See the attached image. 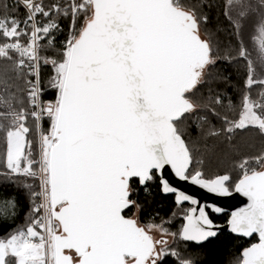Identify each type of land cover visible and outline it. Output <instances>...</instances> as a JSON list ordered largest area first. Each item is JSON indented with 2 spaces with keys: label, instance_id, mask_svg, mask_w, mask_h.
I'll return each instance as SVG.
<instances>
[{
  "label": "snow or ice",
  "instance_id": "obj_1",
  "mask_svg": "<svg viewBox=\"0 0 264 264\" xmlns=\"http://www.w3.org/2000/svg\"><path fill=\"white\" fill-rule=\"evenodd\" d=\"M0 190V264H264V0H0Z\"/></svg>",
  "mask_w": 264,
  "mask_h": 264
},
{
  "label": "water",
  "instance_id": "obj_2",
  "mask_svg": "<svg viewBox=\"0 0 264 264\" xmlns=\"http://www.w3.org/2000/svg\"><path fill=\"white\" fill-rule=\"evenodd\" d=\"M166 178L179 190L195 197L202 204H215L225 209L223 214H215L214 216L220 217L222 215L230 214L232 211L245 206L247 203L246 198L240 196L238 193H233L230 196L220 197L212 193H208L206 190L199 188L187 182H181L177 180L170 171L165 172ZM223 224V223H220Z\"/></svg>",
  "mask_w": 264,
  "mask_h": 264
},
{
  "label": "trees",
  "instance_id": "obj_3",
  "mask_svg": "<svg viewBox=\"0 0 264 264\" xmlns=\"http://www.w3.org/2000/svg\"><path fill=\"white\" fill-rule=\"evenodd\" d=\"M8 191H11V189H9ZM3 194H4L3 191L0 190V195H3ZM161 205H162L163 212L166 213L172 206V197H168L166 199L161 200ZM26 209H27V201L25 199L21 198V215L19 217V222H21V223L23 222V215H24ZM225 216L226 215H222L220 217H217V219L215 216H213V218L215 219L216 222L224 223ZM225 236L227 238L226 243L228 245V251L231 252L233 250L232 246H234L236 244V242L234 240H232L230 237H228L227 233H225ZM227 254L228 253L226 252L225 256Z\"/></svg>",
  "mask_w": 264,
  "mask_h": 264
},
{
  "label": "flooded vegetation",
  "instance_id": "obj_4",
  "mask_svg": "<svg viewBox=\"0 0 264 264\" xmlns=\"http://www.w3.org/2000/svg\"><path fill=\"white\" fill-rule=\"evenodd\" d=\"M213 215V214H212ZM214 216V215H213ZM216 217V216H215ZM217 219V218H216ZM217 223H219V222H217Z\"/></svg>",
  "mask_w": 264,
  "mask_h": 264
}]
</instances>
